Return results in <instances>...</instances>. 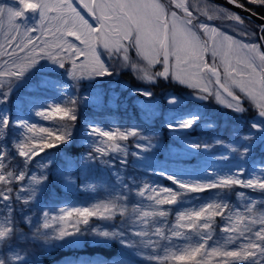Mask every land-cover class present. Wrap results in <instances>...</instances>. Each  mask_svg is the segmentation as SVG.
Here are the masks:
<instances>
[{
	"label": "snow or ice",
	"instance_id": "obj_1",
	"mask_svg": "<svg viewBox=\"0 0 264 264\" xmlns=\"http://www.w3.org/2000/svg\"><path fill=\"white\" fill-rule=\"evenodd\" d=\"M95 21V26L73 6V0H19L22 7L0 4V104H6L14 87L33 70L45 68L41 61H47L51 67L48 71L63 70L64 75L78 88L81 80L118 75L121 70H131L136 76L149 83L158 79L174 80L182 86L193 89L198 100L206 101L209 97L236 113L247 111L245 102L256 110V119L251 123L253 131L243 136L238 147L232 152L244 160L257 144H264V45L254 41H240L221 32L218 28L203 22H196L190 10L188 0H79ZM250 4L264 5V0H248ZM236 7H243L237 0H229ZM178 9L183 15H178ZM27 13L38 15V22L29 26ZM207 15V13H205ZM255 15V13H254ZM212 17L209 16V19ZM239 24L243 19L230 16ZM264 19V17H262ZM264 33V25L260 26ZM203 33L207 39H202ZM246 35V33H245ZM69 37L73 38L72 40ZM264 40V35L260 37ZM74 41H78L79 44ZM103 49L101 52L100 49ZM135 53L133 59L132 53ZM107 56V60L103 59ZM211 57L209 61L208 57ZM83 57V59H81ZM159 65L160 69L155 70ZM52 83L60 87L58 82ZM209 85H214L210 87ZM66 99L60 103L50 104L37 98H31L34 114L44 120L68 123L56 127H41L25 118L23 106L18 105L15 118L7 111L0 112V212L4 220L0 223V264H28L25 251L17 250L12 242L25 241L48 251L55 247H81L85 244L96 247H108L118 243L122 249L152 248L154 254L147 259L157 264H262L264 261V214L255 213L256 202L249 200L243 205V211L236 210L226 201L212 200L197 209L181 210L176 222L165 228L168 209L163 205L178 203V197L188 193H202L213 189L227 190L234 186L264 192V173L243 178L244 170L239 166L234 171L221 173L201 169L206 176L203 181L186 179L185 173L172 174L164 168L155 167L147 153L160 147L155 141L154 133H148L146 126L161 115L158 102L153 93L146 89H133L132 94L145 97L137 101L141 110V123L129 128L104 129L91 120H85L82 143L89 151L80 158V167L87 170L97 162L108 165L103 157L110 152H119L127 164L129 152L118 141L136 138L138 151L130 154L139 167H144L153 174L164 176L177 186V190L168 187L137 184L135 179L124 182L118 177L120 187L105 203L90 207H74L70 210L63 206L53 209L41 205L38 195L43 192L49 180L46 169L51 163L40 164L39 175L30 174L29 166L36 157L46 150L59 148L61 145L75 143L74 131L79 120L78 108L82 103L93 100L102 105L99 94H73L63 84ZM169 109L163 114L164 127L173 139L186 144L181 155H195L206 150L208 145L187 142L180 133L199 126L202 116L198 112H179L175 107L179 101L176 96L167 97ZM13 128L21 130L18 139L7 147V137ZM40 134V135H38ZM14 150V155H13ZM177 150L173 149L175 155ZM50 156V153H49ZM20 158L19 164L14 163ZM46 158L41 157L44 161ZM218 159L228 160L221 154ZM22 165V166H20ZM76 160L66 158V168L59 169L57 175L67 187L74 185L71 177ZM12 185H18L15 190ZM88 187V185H84ZM182 190V191H181ZM27 192V195H21ZM166 194V195H164ZM241 197L243 193H239ZM137 198L129 213L128 201ZM15 201L39 209L40 215L33 222L30 215H24V221L31 235L25 234L16 225L14 213ZM144 201L150 203L145 207ZM25 209L21 208V214ZM227 215L225 216V213ZM119 215L124 218L119 226L90 225L95 217L101 221H113ZM224 217L228 223L223 226L229 235L228 242L236 244L234 249L209 244L213 239L214 218ZM68 217H75L72 227L64 225ZM160 218L164 223L148 227L150 222ZM129 221L134 225L129 227ZM83 224L87 227L81 228ZM194 232L199 239L184 247H176L172 239L189 240L185 231ZM138 237L139 239H133ZM166 242V243H164ZM175 247V250H172ZM163 248L161 256L157 249ZM66 264H128L124 254L114 255L111 259L79 258L69 259Z\"/></svg>",
	"mask_w": 264,
	"mask_h": 264
},
{
	"label": "trees",
	"instance_id": "obj_2",
	"mask_svg": "<svg viewBox=\"0 0 264 264\" xmlns=\"http://www.w3.org/2000/svg\"><path fill=\"white\" fill-rule=\"evenodd\" d=\"M237 1L245 5L253 12H255L257 15L264 17V5L248 4L243 0H237ZM248 23L252 27L254 33L256 34L257 40L260 42V44L264 45V40L260 39V37L264 35V33H262L260 31V28H258L254 24L250 23L249 21ZM159 69L160 66L157 65L155 70H159ZM115 76L117 78L116 81H112L111 78L108 77L99 80V85H96L94 82L86 83V84L84 83V87L91 90H95V89L103 90L104 97L107 100L111 90L116 91L118 89L119 91V87L116 86L117 82H119V84H125L130 90L137 88L146 89L153 93L154 99L160 100L158 101V105L162 111L165 110L163 102L167 94L170 93L184 100L185 95L191 93V91H189L186 87L181 86L175 82H172L171 80L158 79L155 83L152 84L141 82L133 73L129 72L128 70L120 71L118 72V75ZM36 80L37 79L35 78V76L32 75L27 80L23 81L22 85L27 83H29V85L25 88H23L21 85V90L13 91L6 105L10 107L13 102V98H15V96H17L18 94L26 97H32V96L36 97L38 95L37 91H33V89L30 90V88L33 87L32 85L34 83H37ZM59 90L60 89L56 91ZM119 92L125 100L124 101L119 100V102L115 103L116 111L109 109L106 106V104L104 110L95 109L94 107L84 106L83 104H80L78 108L79 120L76 122V127L74 131L75 143L64 146L63 150H61V147H59L55 150V152L54 150L53 152L52 151L50 152V150L44 152V154L47 155H49V153L50 155L53 154V157L50 158L51 163L49 168L47 169V172L49 174V180L47 186L45 190L38 195V198L40 199L42 206L44 205L57 206L62 203L65 204L72 203L73 201L78 200L80 196L84 195L82 193H79V191H76V189L74 188H71V190L68 192H64V190H61L57 186V183L59 182V176L57 175V171L59 169L66 168L65 167L66 157H64V155L76 159L81 154H83L84 151L89 149L86 144L82 143V137L84 136V131H85L84 123L86 119L100 122L101 124L108 126L107 128H111V126H113L112 124H116V125L129 124L130 127L134 123L136 124L141 123V113L137 109H135V106L131 105L130 102L135 98L138 97L143 98V97L138 95H134L132 97L130 95L128 97L127 96L128 91L127 92L119 91ZM75 94H77V92ZM128 98H130L129 103L127 102ZM65 99L66 96L63 97V95L61 96V94H57L56 92H51V96L48 97V99L46 100L50 104L60 103L61 106H63V100ZM27 103L28 102H24V105H26ZM103 103H107V101H104ZM201 106H203L204 108L205 115L202 117L201 121L199 122V126H194L193 129L191 130L182 131L180 135L182 139L187 142L194 141L202 145H208V148L206 150L196 153L195 155H191V157H189L188 159H184L181 156H177L176 158L170 157L168 155V153H170V150L172 149L180 150L182 147V143H180L176 139H173V136L169 132V130L163 126V117L159 116L152 123L146 126V131L148 133L155 134L156 139L154 142L160 145L159 148L153 150L150 153H147V155L150 157L151 163L157 168H164L169 171H173L172 174H176V175L180 174L179 171H176V170H181L178 168L180 164L182 165L183 168L189 165L187 167V170H184L185 178L196 181H203V179L211 178L206 176L204 172L200 171L201 169L204 168H207L209 172H211L212 170H217L221 173H224V172H228L229 170L234 171L236 167L239 166L244 170L243 178L249 175L250 173H252V175L254 174L260 175L261 173H264V149H262L261 144H257L254 147V151H252L244 160H241L239 156L236 153H233L231 150L233 146L238 147L241 143H247L246 141H243V136L250 132V124L256 119V110L252 108L250 105H248L247 102H245V107L247 108V111L243 113L235 114L233 112H229L228 110L218 109L214 105L211 99L203 103ZM123 112H130L132 113L133 116L132 117L129 116L128 118L124 117L122 116L124 114ZM162 114H164V112ZM206 116L207 119L205 120ZM111 119H115V121L113 122ZM53 121L55 122V124H62V125L68 123L67 121H60L58 117ZM201 124H210V126L212 127L202 128ZM17 131H18L17 128H13L10 130L9 135L7 137V147L10 148L9 138L15 135ZM122 144L125 145V143ZM135 144H136V138L130 137L129 145L126 146L129 152V155L126 158L127 160L129 159V182L131 179H135L137 181V184L139 182L141 184L143 180L147 183L149 181H154L169 188L174 187L175 189L174 188L172 189L177 190V186H174L173 183L170 182V180L162 179L152 173H146L145 171L144 173L142 172V169L145 170V168L137 166L135 158L130 154L132 151H138V149H136L135 147ZM205 154L213 155V156L224 154L227 155L229 159L220 160V161L215 159L208 160L206 161V164H201L200 162H195V163L193 162L194 160H199L197 156L205 155ZM119 155H120L119 152H110L108 158L109 160L112 161V164L106 166L102 164L95 165L96 169L94 170L92 176H90L87 172H84V176L90 177L94 181L101 182L99 183L98 186L96 185V188L94 189L95 195L97 196L98 199H102L105 196H107L111 185H115V178H117V175H111L108 167L111 166V172L117 174L119 168L114 167L113 164H117V165L119 164V159L122 158V156L118 157ZM186 160H191V161H186ZM210 163H215L217 166L215 167L210 166L209 165ZM193 164L194 165L199 164V167L194 168L192 166ZM257 169L260 171V173L257 172ZM239 191L252 194L254 195V197H257L259 200L264 199V192L254 191L250 193L248 190L242 189L238 186H234L233 188L227 190L213 189L210 191H205L197 194L201 196V199L203 200L204 199H209V201L222 200V201H226L227 203H229L230 206H232L233 203H236L237 193ZM194 194L195 193H188L186 195L178 197V203L184 202L185 200L192 198ZM85 196L88 197L87 194H85ZM136 200L137 198L134 197L130 198L129 210L131 209L134 201ZM260 204H262L261 201L256 205L255 212L261 206ZM24 215L32 216L33 222H35V220L40 215V211L38 208H36L33 205L30 209L24 211V214L19 215L16 219L17 227H19L25 234L30 236L31 235V232L29 231L30 226L27 223H25L23 218ZM119 217L120 216H117V218ZM120 218L124 219L122 217ZM222 221H223V217L221 216H217L214 218V226H213L214 231L212 233V236L214 240L223 242V239L218 236L219 227L220 225H222ZM213 239L210 240L209 243H211ZM12 246L17 250H23L27 253L29 258L28 264H60L66 262L69 259H78L81 257L111 259L114 255L123 254L122 253L123 249L118 243H114L113 245L108 247H96L88 244H85L79 248L55 247L48 251H44L39 246L34 245L31 242H25V241L14 240L12 242ZM129 258L131 259L133 257H131V255L129 254Z\"/></svg>",
	"mask_w": 264,
	"mask_h": 264
},
{
	"label": "rangeland",
	"instance_id": "obj_3",
	"mask_svg": "<svg viewBox=\"0 0 264 264\" xmlns=\"http://www.w3.org/2000/svg\"><path fill=\"white\" fill-rule=\"evenodd\" d=\"M243 1L246 2V3H248V4H250L248 2V0H243ZM188 3L190 5V10L193 12L194 17L196 18V22L197 23L203 22V23H205L207 25L216 27L221 32H223V33H225L227 35L232 36L234 39H238V40L244 41V42H247V41L251 40V41H254V42L260 44L256 40V35L254 34L252 27L249 24H242L241 25V24L237 23L235 20L230 19L229 18L230 16H235L236 14L230 12L229 10H227V9H225L223 7H220L219 5L213 4V3H211V2H209L207 0H188ZM0 4H6L8 6H14V7H22V5L19 4V0H0ZM254 5H258V4H254ZM73 6L77 8V10L81 13L82 16H84L85 19H87L89 21V23H91V24H93L95 26V24H96L95 19L91 15H89L88 11L85 8H83L81 6L79 0H73ZM173 10H176L178 12V15H183L180 12V10H178V9H173ZM205 13H207V15H205ZM27 16H28L27 23L29 24V26L34 25L35 23L38 22V15H36L35 18H33V14L27 13ZM209 16H211L212 18L209 19ZM245 33H246V35H245ZM200 35H201L202 39H207V37L204 36L203 33H200ZM69 39L72 40L73 38L69 37ZM74 42L77 43V44H79L78 41H74ZM100 51L102 52L103 49L101 48ZM132 56H133V59H135V53L134 52L132 53ZM102 58L105 59V60L108 59L107 56H103ZM81 59H83V57H81ZM208 59H209V61H211V57L210 56L208 57ZM41 64L42 65H46V67L45 68H40V66H37V69H33L26 76L25 79H23L22 81H20L14 87L13 91L21 90L22 82L25 81V80H27L32 75H34L35 78L37 79L36 80L37 83H34L32 85L33 87H31L30 90L33 89V91H37V94L38 95L36 97H37V99L42 100V101H45L46 99H48V97L51 96V92H56L57 94H61V96L63 95V97H65L66 96L65 95V88L63 87V84L64 83H67V85H68V89L67 90L73 92V94H75L77 92V94H79L81 96L87 94V95H91L93 97L96 94H99L102 97L103 102L104 101H107V103H102V105H97L93 100H90V101H88L86 103H82V104L84 106L94 107L95 109H100V110H104L105 104H106V106L109 109H111L113 111H116V104L115 103L119 102V100H123V101L125 100L122 97V95L120 94L119 91H124V92H127L128 91V93H127V96L128 97L130 95H131V97L134 96L132 94V89L130 90L125 84H119V82H117L116 86L119 87V91H118V89L116 91L111 90L110 91V94H109V97H108V100H107L104 97L103 90H101V89H98V90L97 89H95V90L87 89L86 87H84V83L86 84V83H93L94 82L96 85H99V80L105 79V78H108V77L96 78V79L91 80V81L90 80H87V79L81 80V81L78 82V88H73V87H71L72 84H73V82L67 77V75L62 74L63 73V70L56 71V72L48 71L47 68L48 67H51V65L47 61H41ZM124 70H127V69H124ZM124 70H121L119 67H117V69H116L117 72L124 71ZM128 71L131 72V73H133L131 70H128ZM134 75L136 76V74H134ZM110 78H111L112 81H116L117 80V78H116L115 75L111 76ZM139 80L141 82L147 83V82H145V81H143L141 79H139ZM46 81L47 82H58L61 85L60 86L61 87V89H60L61 90V93H60V90L59 91H56V90L59 89V87H54L52 85V83H48L47 86H45V82ZM171 81L172 82H175L174 80H171ZM28 85H29V83L22 85V87L25 88ZM209 86L210 87H213L214 85H209ZM186 88L189 91H191V93L186 94L184 100H182V99H180V98L177 97L179 103L176 106H173L179 112H198L203 117L205 114H204V108L201 105L203 103H205L206 101H208L209 99H211L212 102H214V105L218 109L228 110L229 112H233L235 114H239V113H236L233 110L225 107L224 105L218 103L215 100L214 97H209L206 101L198 100V99L195 98V96H196L197 93L193 89H191V88H188V87H186ZM0 90H3V89H0ZM169 95H172V94H170V93L167 94L166 97H165V99H164V102H163L164 109L165 110L162 111L160 109V107H159V110H160L161 114L163 112L164 113L167 112V110L170 107L169 104H168V101H167V97ZM127 96H126V99H127ZM36 97L35 96L26 97V96H21L20 94H18L17 96H15V98H13V102H12V104H11L10 107H8V105H6V104H0V112H3L4 110H7L12 115V117L15 118L16 111H17V106L18 105H22L23 106V112H24L25 118L29 119L30 122L36 123L38 126H41V127H56V126H62V124H55V122L53 120H44L41 117H38V116H36L34 114V111H33V108H32V104H31L30 101H31V98H36ZM41 98H43V99H41ZM144 99H145V97H143V98H139L138 97V98L133 99L134 101L131 100V102H130V98H128L127 102L128 103L130 102L131 105L135 106V109H137L141 113V110H140V108L137 105V101H142ZM155 100L157 102L160 101L159 99H155ZM24 102H28V103L26 105H24ZM46 102H47V100H46ZM123 113L124 114L122 116L127 117V118L129 116L130 117L133 116L132 113H130V112H123ZM160 116L163 117V114L160 115ZM211 117H213V116H211ZM206 119H207V116L205 117V120ZM111 120L113 122L115 121V119H111ZM163 120H164V117H163ZM94 122L97 123L100 127L104 128V129H109V128H107L108 126H105V125L101 124L100 122H97V121H94ZM112 125L113 126H111V128H117V127L120 128V129L129 128V124L128 125H123V124L116 125V124H112ZM163 126H164V123H163ZM201 127L202 128H210L212 126H210V124H201ZM251 131H253V130L251 129V124H250V132ZM20 132H21V130L18 129L17 133L9 138L10 148H11L12 141L20 138L19 137ZM38 135H40V134H38ZM118 143H120L121 145H123L122 143H125L124 146H128L129 145V139L127 141H118ZM64 146H66V145H61L60 146L61 147V150H63V147ZM261 146H262V149H264V144H261ZM56 149L57 148L50 149V152L51 151L53 152V150L55 152ZM185 150H186V144H182L181 149L180 150H177V153L175 155L173 154V149L170 150V153H168V155L170 157H174V158H176L177 156H181L184 159H188L191 156L181 155V153H183ZM88 151H89V149L86 150V151H84L83 154H81L78 158L75 159L76 160V167H74L72 169V171H71V177H72V180L74 181V185L71 186V187H67L65 185V182L60 177H59V182L57 183V186L61 190H64V192H68V191L71 190V188H74V189H76V191H79V193H82L84 195L80 196V198L78 200H75L72 203H68V204L62 203V204L57 205V206H53V205L50 206L49 205L53 209H58L60 206H63V207H65L68 210H70V209H72L74 207H90L91 208L95 204L105 203V202H107L108 200H110L112 198V195L120 187V183H119L118 177H122L124 181L129 182V159L127 160L128 162H127L126 165H122L121 164V160L122 159H125V158L120 153V155L118 156V157L122 156V158L119 159L120 167H119V164L118 165L117 164H113L114 167H118L119 168V170L117 171V174H114L113 172H111V166L108 167V169L110 170V174L111 175H117V178H115V185H111L107 196H105L102 199H98L97 196L95 195V190L94 189L96 188V185L98 186L99 183H101V182L94 181L90 177L84 176V172H87L90 176H92L94 170L96 169L95 165H98L100 163L97 162L95 165H93L92 168H89L87 170H85V169H83V168L80 167V158L83 155H85ZM13 155H14V150H13ZM219 156L220 155H217V156L207 155V154L200 155V156H197V158L199 160H194L193 162L194 163L195 162H200L201 164H206V161H208V160H214L215 159V160L220 161V159H218ZM41 157H45L46 159L44 161H42L41 160ZM52 157H53V154L49 156L47 154L41 153V156L36 157L35 160L33 161V163L29 166V168H30V174L39 175L41 173V171H42V169L40 167V164L46 163L47 160H50V158H52ZM64 157L67 158L66 155H64ZM16 159H17V161H14V163H17L18 164L19 161H20V158H16ZM103 159L109 161V164L108 165H111L112 164V161L109 160L108 155L105 156V157H103ZM186 161H191V160H186ZM209 165L210 166H213V167L217 166L215 163H210ZM49 166H50V163L48 164V167L46 169H43V170L44 171H47V169L49 168ZM188 166H186L185 168H183L182 165L180 164L178 166V168L181 169V171L184 172V170H187V167ZM192 166L194 168L195 167H199V164H195V165L193 164ZM65 167H66V162H65ZM144 171L146 173H152L151 171H147L146 169L145 170L142 169V172L143 173H144ZM257 172L260 173V171L258 169H257ZM154 175H156L157 177H160L162 179H166L164 176H161L159 174H154ZM250 176H251V174H250ZM248 177L249 176H246L245 178H248ZM203 180H205V179H203ZM144 183H147V182H145L143 180L141 182V184L139 182L138 185L143 186ZM148 184L153 185V186L167 187V186H163L162 184L157 183V182H154V181H149ZM84 185H88V187H84ZM173 185L176 186L175 184H173ZM12 187L14 189L13 195H15V190L18 189V185H12ZM172 188H174V187H172ZM242 189H246V188H242ZM246 190H248L250 193L253 192L252 189H246ZM239 193H243L244 196L241 197L240 195H238ZM85 194H87L88 197H86ZM21 195H27V192H22ZM164 195H166V194H164ZM249 200L255 201L256 202V205L258 203H260V201H261L262 204H260L261 206L258 208V210L255 213L257 215L264 214V199L259 200L257 197H254V195L248 194V193L243 192V191H239L237 193L236 203H233L232 204V207L235 208L236 210L243 211V205L246 204ZM208 201H209V199H204L203 200V199H201V196H199L197 193H195L192 196V198L187 199L184 202L177 203V204H173V205H167V206L166 205H163L162 207L168 209V212H169L168 216L165 218L166 221H167V224L164 225L165 228L167 229L168 226H170V225H172V224H174L176 222V217H177V214H178L179 211H181V210L197 209L202 204H204V203H206ZM220 201H222V200H220ZM127 203H128V208H129V201ZM143 203H144V206L146 207L150 202L149 201L148 202L147 201H144ZM134 206H138L136 204V201H134L132 207H134ZM14 207L16 209V212L14 213L15 220L17 219V217L19 215H21V212H20V209L21 208H24L25 211L27 209H29V208H27V207H25L23 205L22 201H15L14 202ZM132 207H131V209H132ZM131 209L129 210V213H131ZM226 215H227V212L225 213V216ZM4 216H5V213L4 212H0V223L3 222ZM117 216H119V215H117ZM117 216L115 217L116 220L107 221V222L98 220L95 217H93L91 219V221H90V225H94V226H102V225L111 226V225H116V226H119L122 219L120 217L117 218ZM74 219H75V217H68V219L65 220L63 223H64L65 226L71 228L72 227V222L74 221ZM163 223L164 222L162 220H160V218H156L155 221L150 222V224L148 225V227L151 228L153 226V224H155V225H161ZM227 223H228V221L223 217L222 225H220V227H219V235H218L219 237H221L223 239V242L222 241H216V240L213 239V241L211 243H209L210 245H213V242L215 241V245L214 246H223V247H225L227 249H234L236 247V244H238V243L241 242L240 240H237L235 243H229L228 242V236L229 235L235 236L236 234H234V233H232V234L225 233V232L222 231L223 226H225ZM128 226L129 227H133L134 225L130 221ZM80 227L81 228H84V227H87V226L81 224ZM182 231H185L186 232V235L190 239L189 240H185V239L175 238L174 237L172 239V244L174 246H176V247H184L188 243L195 242L196 240L199 239V237L194 232H187L186 229L185 230H182ZM132 238L133 239H139L138 237H132ZM164 243H166V242H164ZM67 247H70V248H79V247H71V246H65L63 248H67ZM172 250H175V247ZM156 251H158L161 256H163L165 254L163 248L157 249ZM122 253L124 254V257L127 260L128 264H157V262L155 260H149V259H147V256L148 255L154 254V251H153L152 248H144L143 246H141L139 249H123L122 250ZM129 254L133 258L130 259L129 258ZM78 259H72V260H78ZM217 259H219V258L218 257L213 258L212 264H216ZM60 264H66V262L60 263ZM165 264H172V262L166 261ZM262 264H264V261H262Z\"/></svg>",
	"mask_w": 264,
	"mask_h": 264
},
{
	"label": "water",
	"instance_id": "obj_4",
	"mask_svg": "<svg viewBox=\"0 0 264 264\" xmlns=\"http://www.w3.org/2000/svg\"><path fill=\"white\" fill-rule=\"evenodd\" d=\"M210 1L213 4L222 6L231 12L249 20L253 24H255L257 27L260 28L261 25H264V19H262L261 16L257 15L255 12L251 11L247 7L243 5V7H236L235 4L229 3V0H207ZM240 4V3H239ZM242 5V4H241ZM255 13V15H254Z\"/></svg>",
	"mask_w": 264,
	"mask_h": 264
},
{
	"label": "flooded vegetation",
	"instance_id": "obj_5",
	"mask_svg": "<svg viewBox=\"0 0 264 264\" xmlns=\"http://www.w3.org/2000/svg\"><path fill=\"white\" fill-rule=\"evenodd\" d=\"M241 4H242V3H241ZM251 11H252V10H251ZM241 18H242V17H241ZM242 19H243V21L245 22L246 19H244V18H242Z\"/></svg>",
	"mask_w": 264,
	"mask_h": 264
}]
</instances>
